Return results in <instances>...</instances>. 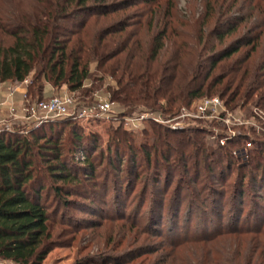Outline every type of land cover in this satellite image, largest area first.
I'll use <instances>...</instances> for the list:
<instances>
[{
  "label": "trees",
  "instance_id": "16d2710c",
  "mask_svg": "<svg viewBox=\"0 0 264 264\" xmlns=\"http://www.w3.org/2000/svg\"><path fill=\"white\" fill-rule=\"evenodd\" d=\"M214 2L207 4L214 8ZM138 6V12L125 13ZM254 7L264 15L263 0H257ZM231 10L227 7L219 13L215 26L209 30L212 18L209 12L198 17L182 16L173 0H13L6 4L0 0V82H22L32 75L26 90L30 100L42 99L47 83L52 88L65 86L77 98L78 105L91 104L98 89L107 83L104 93L125 107L124 111H115L106 153L101 149L93 153L98 148V136L79 133L78 122L69 118L57 120L71 127L63 138L61 132L53 129L55 122L26 132L17 128L0 131L1 261L42 264L54 245L49 229L52 213L44 201L52 196L67 207L81 204L69 199L70 196L91 198V192H79L77 186L89 181L96 185L95 172L104 157L108 162L103 167V172L106 168L103 177L108 178L110 171L119 173V155L124 146L129 151L128 173H134L136 152H140L147 163L152 160L157 168L164 163L183 161L180 172L187 173L190 169L192 180L197 181V160L190 165L185 162L202 156L204 168L217 176L203 179L202 184L210 183L211 179L224 182L225 172L231 171V154L221 151L227 149L225 146L206 148L200 135L203 131L198 127L171 130L151 120L149 127L141 129L147 137L138 145L132 143L135 131L125 129L119 119L138 110L172 115L194 100L216 94L227 108L256 106L261 112L251 115L264 128V72H261L264 59L261 63L258 59L250 60L261 31L247 41L243 35L218 48L225 35L252 16L251 12L247 16L226 15ZM249 44L242 58L228 62L242 46ZM216 69L218 73L214 74ZM46 125L48 133L44 131ZM255 142L258 147L247 148L246 156L256 154L257 160L236 166L238 176L229 201L233 207L235 199L246 193L245 177L249 184L264 189V153L259 149L264 147V131ZM171 153L175 154L173 158ZM111 155L118 164L111 165ZM210 157L223 163H206ZM157 168L155 183L160 178ZM244 168L246 171L241 173ZM134 177L136 181L139 174ZM184 180L182 176L178 179L177 188H184L180 186ZM45 188L47 192L43 195ZM207 189L213 190L209 186ZM145 194L142 192V200ZM177 206L173 203L171 207L172 218L178 215ZM213 212L221 215L217 206ZM234 212L226 229L210 236L205 233L207 236L195 241L214 238L229 241L232 257L224 263L213 258L212 264H241L240 257L244 260L242 264H264V219L257 222L264 212L246 214L242 221V211ZM252 215L255 221L251 224ZM156 218L155 213L150 221L156 224ZM240 253L243 255L239 256Z\"/></svg>",
  "mask_w": 264,
  "mask_h": 264
},
{
  "label": "rangeland",
  "instance_id": "374dc122",
  "mask_svg": "<svg viewBox=\"0 0 264 264\" xmlns=\"http://www.w3.org/2000/svg\"><path fill=\"white\" fill-rule=\"evenodd\" d=\"M11 1L13 0H1L2 4ZM173 1L176 11L182 16L191 14L198 17L202 12H209V16L212 17L208 27L206 26L209 30L215 26L219 13H222L227 7H231L232 10L226 15L247 16L251 12L252 16L242 25H238L231 33L225 35L222 42L217 46L222 48L242 38L243 35L247 41L260 30L258 44L252 52L250 60L257 61L258 59L261 63V60L264 59V15L259 14V10L254 7L257 0H217V4L214 0ZM207 2H214V8H210ZM139 9L138 6L127 10L125 13H135ZM225 28L223 29L225 30ZM223 29L221 28V30ZM248 29L252 30L248 31ZM211 40L215 41L214 38ZM249 47L250 44L242 46L237 53L231 56L228 62L242 58ZM261 72H264V69ZM216 73H218V69L215 70L214 74ZM31 79L32 75L25 79L27 85ZM106 85L107 83H104L98 89L95 100L91 104L100 99H112L110 95L104 93ZM64 93L69 95L66 87L61 86L53 88L51 96ZM211 96H216V94ZM76 99L74 98V100ZM118 110L124 111L125 107L121 103L115 102V111L118 112ZM179 111L172 115L161 116L166 119L171 117L172 120L169 122L178 123L180 128L176 130L191 127L201 129L203 132L200 135L206 148L215 149L217 145L227 147L221 151L231 154L232 167L231 171L225 172L224 182L219 183L211 179L210 183L202 184V180L207 177V179L217 177L213 171L210 172L204 168L202 156H197L195 159L191 158L185 162L190 165L194 160H197L198 180L193 181L190 169L187 173L180 172L184 165L183 161L176 160L173 165L164 163L162 167L157 168L152 160L147 163L140 152H136L138 157L135 171L139 174V178L135 181V171H133L134 173L126 171L129 151L124 146V151L119 155L121 158L119 173L110 171L108 178L103 177L106 171L104 168L105 171L103 172V167L108 162V159L104 157L101 166L95 172L96 185H92V181H89L85 185L77 186L76 189L79 192H91V198L70 196L69 199L78 200L81 204L67 207L60 205L52 196L44 201L49 212L52 213L49 229L54 245L42 264H212L213 258L214 260L217 258L219 263H224L225 259L232 257L233 250L229 249L230 243L227 239L221 241L216 238L211 241L195 240L207 235L210 236L217 230L226 229L229 219L236 214L234 210L242 211L241 221L244 220L246 214L251 212L260 210L264 212V189H260L252 183L249 184L248 177H245L243 184V190L246 193H243L241 198L235 199L234 207L229 203L232 196L230 191L233 189L238 176L236 166L245 165L247 161L253 163L257 160L256 154H247L246 156L248 152H246L245 143L250 142V147H258V144L253 143V140H256L264 128L259 126L251 114H257L261 110H257L256 106L249 107L248 105L233 108L225 107V115L230 116L227 122L209 116L198 118L187 116L176 119ZM189 111L192 113V109ZM142 112L138 110L130 115H138ZM40 114L38 115L40 116ZM52 122H55L53 129L61 132L62 138L67 137L71 131L70 125L57 122V120L39 119L35 121L33 118L19 117L13 119L8 127L26 132L28 129L38 128ZM76 122L79 124L77 129L79 133L98 136V148L93 153H98L100 149L106 153L108 139L111 136L109 126L112 123L108 119H89ZM148 123V121L145 122L144 126L149 127ZM141 129L133 133L132 143L140 145V142L147 137ZM44 131L48 133V125L44 126ZM240 136L246 140H240ZM220 140L224 141V144H220ZM112 147L110 146V149ZM259 149L264 153V147ZM174 156L175 154L171 153L170 158ZM79 157L81 158L82 155L80 154ZM111 157V165L116 164V162L118 164L115 156L111 155ZM98 160L97 157L95 163ZM208 161L209 163L214 162V165L223 163L222 160L215 157L207 158L206 163ZM156 168L160 178L155 183L153 178ZM243 171H246V168L241 173ZM165 172L168 173L167 176ZM181 176L185 179L180 184V186H184L183 189L177 188L178 179ZM208 186L213 188L211 192L208 191ZM46 192L47 189L45 188L43 195ZM142 192L146 193L144 200L141 199ZM103 194L106 195L102 196ZM151 199H154V202ZM173 203L178 204V215L175 218L170 215ZM216 206L221 211V215L213 212V208ZM155 213L157 214L156 224L150 221V217L155 216ZM252 217L253 215L250 217L251 224L255 221ZM263 219L264 214L257 222L261 223ZM242 255L243 253L239 254V256ZM240 259L241 264L244 263L243 258L240 257ZM5 263L7 261L0 260V264Z\"/></svg>",
  "mask_w": 264,
  "mask_h": 264
},
{
  "label": "built area",
  "instance_id": "2783aa9c",
  "mask_svg": "<svg viewBox=\"0 0 264 264\" xmlns=\"http://www.w3.org/2000/svg\"><path fill=\"white\" fill-rule=\"evenodd\" d=\"M13 90H8L7 98L12 96ZM192 109V113H189ZM39 113L40 116L38 115ZM20 114V115H19ZM18 116L12 106L7 110V114L3 119H0V131L10 130L9 123L16 118L22 117L26 119H39L44 120H58L61 118H69L76 121L89 120V119H108L110 122L115 117V102L109 99H100L93 104L78 105L72 95L66 93L61 95H52L47 98L39 100H30L26 92L23 94L22 103L20 105V112ZM120 115V114H119ZM191 116L198 117H212L217 118L223 122L229 120V115H225V105L220 97L211 96L203 97L191 102L187 107H182L179 114L175 117L184 118ZM171 117L163 118L160 114H155L150 111H143L138 115H121L119 121L122 126L131 131H138L144 127V123L147 121H154L162 126L176 130L180 128L178 123L169 122ZM220 144H224V141L220 140ZM250 142L245 143V149L250 147ZM5 264H13L11 261H7Z\"/></svg>",
  "mask_w": 264,
  "mask_h": 264
},
{
  "label": "crops",
  "instance_id": "0c3cea01",
  "mask_svg": "<svg viewBox=\"0 0 264 264\" xmlns=\"http://www.w3.org/2000/svg\"><path fill=\"white\" fill-rule=\"evenodd\" d=\"M8 90H13L12 96L7 98ZM27 90V81L22 82H0V119H3L7 110L12 106L18 116L20 112V105L22 103L23 94ZM53 93V88L49 84H45L42 92V97L47 98ZM20 115V114H19Z\"/></svg>",
  "mask_w": 264,
  "mask_h": 264
}]
</instances>
